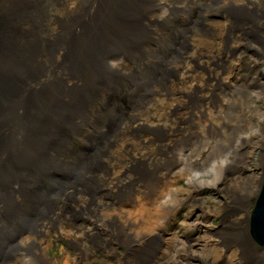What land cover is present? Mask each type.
I'll return each mask as SVG.
<instances>
[{"label": "bare ground", "instance_id": "6f19581e", "mask_svg": "<svg viewBox=\"0 0 264 264\" xmlns=\"http://www.w3.org/2000/svg\"><path fill=\"white\" fill-rule=\"evenodd\" d=\"M251 66L264 71V0H0V264L95 250L113 264L117 246L121 264H258L243 226L264 180L243 178L254 139L264 176V127L245 135L262 115L245 112L264 89ZM177 175L192 181L173 201ZM211 188L230 228L203 240ZM145 203L162 221L125 210ZM167 224L198 235L181 244Z\"/></svg>", "mask_w": 264, "mask_h": 264}, {"label": "rangeland", "instance_id": "374dc122", "mask_svg": "<svg viewBox=\"0 0 264 264\" xmlns=\"http://www.w3.org/2000/svg\"><path fill=\"white\" fill-rule=\"evenodd\" d=\"M241 65H245V62L244 61L241 62ZM254 67L253 66L250 67L249 70H251V72L248 70H246V71L243 70L242 74L247 75V78H250V76H251V77L259 78L261 81H264V71L253 72L256 70V69H254ZM242 74H240V75H242ZM259 93L257 92V94H253V95L249 96L250 97L249 104H248L249 107L246 108L245 112H247L249 115L250 114L255 115V112L257 111L256 113L260 112V114H262V115H261V117L256 116V119H255L256 121H254L252 124L253 128L250 131L246 132V134H245L246 136H252V135L255 137L259 136V135H261L260 132H261L262 128L264 127V101H263L264 100V89L259 91ZM261 97L263 99H261ZM245 115H246V113H245ZM239 137H240L239 135H236L235 140L243 141L245 139L244 137H241L239 139ZM253 141L254 142H252V145H250V148L247 151L248 152L247 155H245L246 162H244V163H246V169H245L246 174L243 175V178L245 177L251 181H252L253 177H255L257 179H262V177H263V168H262L263 165H262V162H260L261 157L263 156L262 149L258 144L259 140L254 139ZM261 142H262V140L259 141L260 144H261ZM209 143H210V141H209ZM195 163L200 164L201 162L197 158L195 160ZM220 163H221L220 161L208 160V161H206V164H202V166H200L198 169H196V173H202L199 171L204 170V168L206 166L208 167L207 169H209L213 166V164H220ZM181 166H182V164H181ZM190 175H192V173ZM198 176L199 175H197L196 177H198ZM190 178H192V177L187 178L184 175H177V176L173 177L172 180L170 181V183L172 182V187L171 188L169 187V189L164 190V192L169 194V196L171 195V197L174 198L173 199V201H174L179 196H182V193L184 192V190L188 189V186H189L188 183L190 181H192V180H190ZM205 178L206 177H204L202 175L201 179L205 181ZM249 183H248V181H246L245 185L250 187ZM254 189H255L254 187H252V186L250 187V190L253 191ZM246 193L249 196L248 199H249L250 203L248 205H246L245 209H244V211L247 213L248 217L246 218V222L243 224V226L249 232V226H248L249 215H250L251 210L253 208V205H254V202L256 200L258 192H255V193L254 192H248V190H247ZM198 198L199 199L201 198V200L203 199L205 206L210 207L214 211V213L211 214V216L206 221V223L203 222V223L199 224L200 228H202L201 232L199 230V237L202 236L203 240H208L210 237H212V234H215L216 232L222 233L224 231H228L230 226L226 227V225H225V223L229 224L228 219H223L220 216L219 211H218V209L220 208V206L223 202L221 200L222 199L221 193L218 190L211 188L210 190L204 191L201 195L199 194ZM161 206L162 205H160V203L158 204V206L154 205V204H152V205L147 204L146 205V203H145L141 206H138V205L135 206L134 209H130L132 207L129 206V209L127 208L125 210L134 211L136 209V211H135L136 215L138 214L137 216L144 217L145 219L149 215H151V220L149 221V224H151L153 221L154 222L162 221L161 216L158 214L159 213L158 210ZM155 208H157V209H155ZM195 218H196V215L192 219L194 220ZM177 219L180 220L178 217H175L174 220H177ZM172 223H174V222H172ZM193 223H195V222H193ZM222 225L223 226L225 225L224 229H222ZM166 229H167L166 230L167 232L165 233V235L173 237V235L175 233V235L178 236V239H176L175 241H180L181 244H182V242L186 241L188 238L194 239L198 235L197 231H194L193 233L189 234L188 236H185L184 230L180 229L175 224L171 225V226L167 224ZM147 231H149V229L146 230L145 232H147ZM48 243H49L48 249L51 248L50 253L48 254L49 258L54 257L53 256L54 254L51 255V253H56L58 260L62 261L63 256L66 255V253L64 251L62 252V250H64L67 247L68 243L66 242V240L56 239V238L52 237ZM171 245L176 246V244L172 243V241H171L169 246H171ZM89 248H90V246H89ZM116 248L117 249H115L116 250L115 254H117V256L116 255L114 256L116 259L112 262H113V264H121V262H118V261H119V259L125 260V257L122 258L120 256L122 254V252H124V251H122V249H120V246H117ZM252 248L255 252L254 256H255L256 261H258V264H264V257L263 258L259 257L260 252L263 251L264 249L259 248L258 245L255 242H253V240H252ZM57 253H59V254H57ZM95 255L98 258H100L101 261H106V262H108L109 255L113 256L112 253L108 255V253L103 252V251L98 252V250H95ZM258 258H259V260H258ZM130 259L131 258H127L126 261H128V262L132 261V259L131 260ZM100 262L96 261L93 264H100ZM129 264H131V263L129 262Z\"/></svg>", "mask_w": 264, "mask_h": 264}, {"label": "water", "instance_id": "95a60500", "mask_svg": "<svg viewBox=\"0 0 264 264\" xmlns=\"http://www.w3.org/2000/svg\"><path fill=\"white\" fill-rule=\"evenodd\" d=\"M251 216V224L249 226L251 238L259 248L264 249V180Z\"/></svg>", "mask_w": 264, "mask_h": 264}]
</instances>
